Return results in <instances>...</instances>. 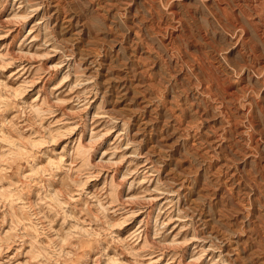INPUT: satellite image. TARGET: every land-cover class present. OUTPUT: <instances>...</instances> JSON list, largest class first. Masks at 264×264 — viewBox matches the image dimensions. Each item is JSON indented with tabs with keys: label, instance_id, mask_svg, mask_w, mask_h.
<instances>
[{
	"label": "rangeland",
	"instance_id": "374dc122",
	"mask_svg": "<svg viewBox=\"0 0 264 264\" xmlns=\"http://www.w3.org/2000/svg\"><path fill=\"white\" fill-rule=\"evenodd\" d=\"M0 264H264V0H0Z\"/></svg>",
	"mask_w": 264,
	"mask_h": 264
},
{
	"label": "bare ground",
	"instance_id": "6f19581e",
	"mask_svg": "<svg viewBox=\"0 0 264 264\" xmlns=\"http://www.w3.org/2000/svg\"><path fill=\"white\" fill-rule=\"evenodd\" d=\"M64 15V14H63ZM65 17V16H64ZM218 143V142H217ZM228 186V185H227ZM211 231V230H210ZM215 231L212 230V233H214Z\"/></svg>",
	"mask_w": 264,
	"mask_h": 264
}]
</instances>
